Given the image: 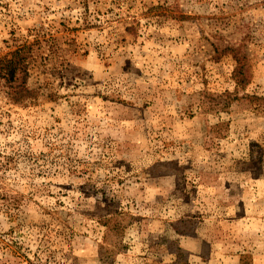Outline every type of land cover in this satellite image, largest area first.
<instances>
[{"label": "rangeland", "instance_id": "obj_1", "mask_svg": "<svg viewBox=\"0 0 264 264\" xmlns=\"http://www.w3.org/2000/svg\"><path fill=\"white\" fill-rule=\"evenodd\" d=\"M24 46L0 264H264V0H0Z\"/></svg>", "mask_w": 264, "mask_h": 264}, {"label": "trees", "instance_id": "obj_2", "mask_svg": "<svg viewBox=\"0 0 264 264\" xmlns=\"http://www.w3.org/2000/svg\"><path fill=\"white\" fill-rule=\"evenodd\" d=\"M30 55V48L24 46L17 49L10 59H0V73L9 85V94L15 103L25 104L35 98L34 92L28 87L27 60ZM184 253L182 251L177 255L179 260H182Z\"/></svg>", "mask_w": 264, "mask_h": 264}]
</instances>
